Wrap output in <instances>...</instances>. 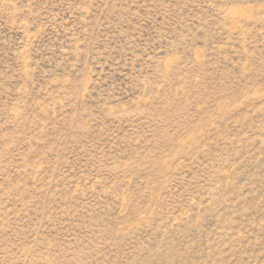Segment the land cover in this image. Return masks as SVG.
Instances as JSON below:
<instances>
[{
    "label": "rangeland",
    "instance_id": "rangeland-1",
    "mask_svg": "<svg viewBox=\"0 0 264 264\" xmlns=\"http://www.w3.org/2000/svg\"><path fill=\"white\" fill-rule=\"evenodd\" d=\"M0 264H264V0H0Z\"/></svg>",
    "mask_w": 264,
    "mask_h": 264
}]
</instances>
